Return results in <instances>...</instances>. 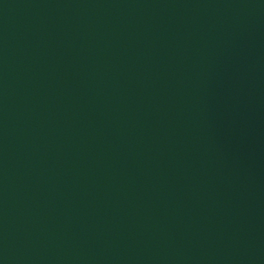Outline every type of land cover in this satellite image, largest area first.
<instances>
[{"label":"water","instance_id":"1","mask_svg":"<svg viewBox=\"0 0 264 264\" xmlns=\"http://www.w3.org/2000/svg\"><path fill=\"white\" fill-rule=\"evenodd\" d=\"M0 264H264V0H0Z\"/></svg>","mask_w":264,"mask_h":264}]
</instances>
